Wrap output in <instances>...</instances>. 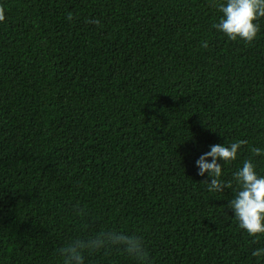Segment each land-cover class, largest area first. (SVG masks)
<instances>
[{"label":"trees","instance_id":"trees-1","mask_svg":"<svg viewBox=\"0 0 264 264\" xmlns=\"http://www.w3.org/2000/svg\"><path fill=\"white\" fill-rule=\"evenodd\" d=\"M0 8V264H60L66 240L102 226L139 235L150 264H264V235L195 164L244 139L222 179L248 158L264 174L250 152L264 147V16L245 42L212 27L214 0ZM85 264L137 262L111 248Z\"/></svg>","mask_w":264,"mask_h":264},{"label":"clouds","instance_id":"clouds-1","mask_svg":"<svg viewBox=\"0 0 264 264\" xmlns=\"http://www.w3.org/2000/svg\"><path fill=\"white\" fill-rule=\"evenodd\" d=\"M214 6L221 15L212 27L231 40L240 38L251 42L256 37L259 24L255 21L264 16V0H214ZM4 19V10L0 8V22ZM67 19H72L71 13ZM247 143L244 139H237L212 144L208 151L201 153L195 164L197 175H206L203 182L209 192L220 193L225 188L231 189L232 197L227 207L232 210L239 228L256 239L264 235V174L257 170L253 159L248 158L242 160L240 166L232 172V180L222 179L224 166L237 160L242 146ZM250 152L253 156H264V147L253 146ZM111 248L126 253L137 264H150L139 235L103 226L66 240L59 249L60 264H85L86 253ZM251 254L258 258L264 257V247L254 249Z\"/></svg>","mask_w":264,"mask_h":264}]
</instances>
